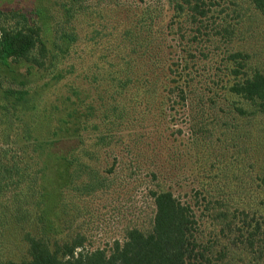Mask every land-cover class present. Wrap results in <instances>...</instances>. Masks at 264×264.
<instances>
[{
  "label": "trees",
  "instance_id": "16d2710c",
  "mask_svg": "<svg viewBox=\"0 0 264 264\" xmlns=\"http://www.w3.org/2000/svg\"><path fill=\"white\" fill-rule=\"evenodd\" d=\"M138 1L122 52L91 66L73 62L88 0L55 2L49 27L0 7V110L37 119L65 89L0 136V264H264V0ZM148 122L170 143L166 166L152 161L153 216L94 248L84 202L140 156Z\"/></svg>",
  "mask_w": 264,
  "mask_h": 264
},
{
  "label": "rangeland",
  "instance_id": "374dc122",
  "mask_svg": "<svg viewBox=\"0 0 264 264\" xmlns=\"http://www.w3.org/2000/svg\"><path fill=\"white\" fill-rule=\"evenodd\" d=\"M53 1V2H52ZM65 0H0V7L22 9L26 13H33L36 9L41 12L42 19L50 26L49 16L56 14L55 2L63 3ZM145 3L159 5L165 4V0H144ZM139 4L138 0H88L85 15L77 26L80 35L75 61L82 66L100 64L104 57L113 58L115 54L122 52V34L127 28L131 8ZM58 11V10H57ZM164 15L169 13L165 9ZM59 13L57 14V17ZM168 19H166L167 21ZM124 51V53H126ZM135 59V58H134ZM94 89L96 87L93 86ZM65 93V89H52L46 93L40 104L37 119L32 116L15 117L7 115L0 110V136L4 141H9L12 136L18 134L20 129L27 125L35 126L36 120L43 121L46 109L54 104L56 98ZM171 132L181 130L180 139L187 138V125L178 117ZM152 123H145L142 130L136 128L137 133L144 134L143 140H137L140 156H121L116 178L111 188L98 196L86 200L84 203L86 217L80 223L81 229L86 234L91 246L94 248L109 249L114 241H122L124 233L132 227H146L153 216V202L148 196L150 190V172L152 161L157 158L158 164L166 166V158L170 149V143L159 138V134L149 133L153 130ZM165 126L157 131L164 132ZM5 136V137H4ZM8 138V139H7ZM128 159V161L126 160ZM174 163H177L175 160ZM173 163V164H174ZM104 164L111 165L108 160ZM190 163L187 158H182L178 166L187 170ZM189 171V170H188ZM179 191L174 189L176 195L189 190Z\"/></svg>",
  "mask_w": 264,
  "mask_h": 264
}]
</instances>
